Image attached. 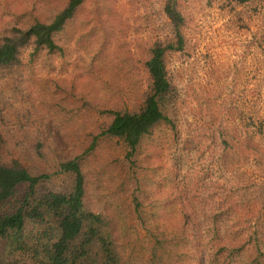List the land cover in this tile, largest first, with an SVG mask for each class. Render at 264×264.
<instances>
[{
    "label": "rangeland",
    "instance_id": "rangeland-1",
    "mask_svg": "<svg viewBox=\"0 0 264 264\" xmlns=\"http://www.w3.org/2000/svg\"><path fill=\"white\" fill-rule=\"evenodd\" d=\"M166 1L85 0L55 37L61 50L34 56L30 42L0 71V163L70 192L74 178L57 172L80 158L86 207L108 222L123 264H262L264 0H177L185 46L166 56L176 129L156 127L131 160L123 140L99 137L108 111L143 107L153 45L176 42ZM68 3L0 0V45Z\"/></svg>",
    "mask_w": 264,
    "mask_h": 264
},
{
    "label": "trees",
    "instance_id": "trees-1",
    "mask_svg": "<svg viewBox=\"0 0 264 264\" xmlns=\"http://www.w3.org/2000/svg\"><path fill=\"white\" fill-rule=\"evenodd\" d=\"M234 1L243 4L249 0ZM84 2L69 0L67 7L49 23L37 22L28 29L14 28L0 45V71L7 73L17 68L21 52L30 42L34 44V56L44 49L61 50L55 37ZM164 12L176 42L159 41L153 45L145 62L151 90L143 107L138 111H108L111 121L99 135L123 140L129 149V160L137 155L143 139L151 136L156 127L168 124L176 129L167 112L169 107L175 109L177 89L169 79L166 56L183 50L185 18L177 0H167ZM97 139L98 136L91 149ZM261 154L264 156V152ZM59 168L57 173L74 178L70 192L44 189L52 174H34L19 161L0 163V264H123L121 251L108 232V222L86 207V182L80 158L65 161Z\"/></svg>",
    "mask_w": 264,
    "mask_h": 264
}]
</instances>
